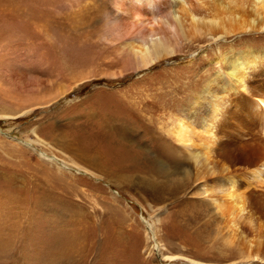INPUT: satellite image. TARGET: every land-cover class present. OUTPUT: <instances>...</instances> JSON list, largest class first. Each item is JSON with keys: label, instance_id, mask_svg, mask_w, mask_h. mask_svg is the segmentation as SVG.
Returning <instances> with one entry per match:
<instances>
[{"label": "rangeland", "instance_id": "rangeland-1", "mask_svg": "<svg viewBox=\"0 0 264 264\" xmlns=\"http://www.w3.org/2000/svg\"><path fill=\"white\" fill-rule=\"evenodd\" d=\"M112 1L0 0V264H264L202 201L200 236L178 221L192 186L150 191L175 167L152 156L183 150L167 131L243 36L135 70Z\"/></svg>", "mask_w": 264, "mask_h": 264}, {"label": "bare ground", "instance_id": "bare-ground-1", "mask_svg": "<svg viewBox=\"0 0 264 264\" xmlns=\"http://www.w3.org/2000/svg\"><path fill=\"white\" fill-rule=\"evenodd\" d=\"M112 5L105 27L121 37L115 45L135 70L192 55L193 43L243 36L238 40L242 50L215 57L217 70L196 88L188 109L167 129L183 150L175 145L179 155L152 156H164L175 167L168 171L172 176L167 183L160 180L163 184L150 191L169 198L192 186V201L181 202L178 221L190 228L196 225L193 234L200 236L202 201L214 216H226L243 260L263 259L264 47H250L249 42L253 35L264 41V0H113ZM159 164L166 170L170 166Z\"/></svg>", "mask_w": 264, "mask_h": 264}]
</instances>
